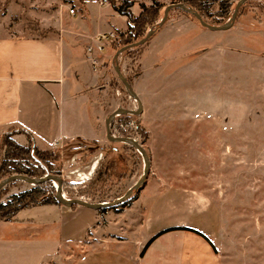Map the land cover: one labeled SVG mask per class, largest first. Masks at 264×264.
I'll use <instances>...</instances> for the list:
<instances>
[{
    "label": "rangeland",
    "instance_id": "obj_1",
    "mask_svg": "<svg viewBox=\"0 0 264 264\" xmlns=\"http://www.w3.org/2000/svg\"><path fill=\"white\" fill-rule=\"evenodd\" d=\"M36 1L0 3L10 32L47 33L38 28L48 26L49 18ZM130 1L133 16L141 5L162 3L161 18L166 6L181 3ZM238 1L231 0L227 8L211 5L207 23H226ZM159 21L143 45L118 57L122 75L141 102V113L125 121L114 118L110 125L111 133L120 136V124L150 159L141 198L142 235L184 225L209 238L219 264H264V1L242 4L223 31H210L178 9L169 11L158 27ZM86 71L90 75L88 66ZM109 73L111 89L119 93L116 109L137 110L112 68ZM15 134L20 133L1 135L0 149L3 136L16 142ZM21 146L35 148L29 140ZM98 148L82 151L73 161V152L59 149L65 198L90 203L94 183L100 187L94 198L112 202L141 178L143 160L136 151L108 140ZM99 176L109 181L91 182ZM54 185L48 190H55ZM6 187L0 203L31 186L18 181ZM80 195L84 197H76ZM16 218L25 225L0 230V264H44L50 257L54 223L71 221L69 235L77 239L82 222L74 220L72 212L60 215L42 206L22 210ZM71 254V261L79 264L78 248L72 246Z\"/></svg>",
    "mask_w": 264,
    "mask_h": 264
},
{
    "label": "crops",
    "instance_id": "obj_2",
    "mask_svg": "<svg viewBox=\"0 0 264 264\" xmlns=\"http://www.w3.org/2000/svg\"><path fill=\"white\" fill-rule=\"evenodd\" d=\"M36 2L49 18L48 26H38L47 29L43 36L10 32L5 24L7 15H0V136L19 132L13 136L18 144L29 140L39 150H63L75 142L101 145L107 141L105 120L116 109L119 94L109 82L115 53L108 45L101 54H92L99 63L95 70L89 65L86 47L98 33L112 32L116 37L129 22L105 0ZM77 156H71V160ZM143 190H139L135 201L119 210L42 206L60 215L72 212L74 220H82L77 239L69 235L71 221L54 223L50 257L44 264H75L71 261L72 246L78 248L79 264H219L207 242L181 230L156 237L141 254L148 240L160 231L187 227L169 226L151 236L142 235ZM23 225V220L17 218L0 221V230ZM1 240L0 233V247Z\"/></svg>",
    "mask_w": 264,
    "mask_h": 264
},
{
    "label": "trees",
    "instance_id": "obj_3",
    "mask_svg": "<svg viewBox=\"0 0 264 264\" xmlns=\"http://www.w3.org/2000/svg\"><path fill=\"white\" fill-rule=\"evenodd\" d=\"M108 1L109 5L111 6L112 10L116 12L117 14L124 16L128 20L127 28L124 32L118 33L116 38L110 43V45L114 42V50L115 52L120 49L121 47H124L126 45L135 43L143 38L145 33H147L154 25L157 24V22L161 18V10L163 8V4L155 1L148 7L141 5L140 12L137 16H133L130 8L132 6V2L130 0H105ZM181 3L185 5L186 7L190 8L194 12H196L204 22L207 23V12L209 11L211 5L218 4L221 7L227 8V6L231 5V0H181ZM178 10H181L183 13L189 15L193 19L197 21V19L187 13L186 11L176 8ZM198 22V21H197ZM216 20L211 21L210 25L216 24ZM199 23V22H198ZM209 24V23H207ZM200 25V24H199ZM201 26V25H200ZM137 49V47L127 49L125 52H131L133 50ZM114 52V53H115ZM117 76V75H116ZM118 78V77H117ZM119 80V79H118ZM120 81V80H119ZM121 83V82H120ZM122 84V83H121ZM124 87V86H123ZM120 118V121L128 120L130 117H132L131 114H125L121 116H117L115 118ZM111 125V124H110ZM120 124L118 125L117 132L121 137H129L130 134L122 132L119 128ZM112 127V125H111ZM139 143V142H138ZM124 145L125 147H128L130 149H135L127 144L119 143ZM140 144V143H139ZM2 149L0 153V181L6 177H9L11 175H25L30 178H39L43 177L45 175H49L51 173L57 175L60 178V150L59 149H50V150H39L36 147H23L16 142H14L9 136L4 135L2 139ZM142 146V144H140ZM86 147V150H85ZM99 147L96 143H85V142H75L73 144H70L66 146L69 151L73 152V155H80L82 151H88L89 153L93 152V150H96ZM63 150H66V149ZM99 149V148H98ZM112 174H110L108 177H111ZM101 177H97V179H94L93 182L99 183L109 181L108 178L101 181ZM18 181L12 182L9 185L16 184ZM51 182L42 183L39 185L31 186L30 189L22 191L18 194L11 195L8 200L4 203H0V221H13L15 220L17 214L21 212L22 210L34 208L38 206H47V205H60V203L57 200L56 197V191L51 188L48 190V185H50ZM7 185V186H9ZM56 187V185H54ZM64 183L61 185L62 194L64 193ZM96 186L94 183L91 187L90 196H92L90 203H102L107 202V200L103 198H94L96 192H99L100 187H94ZM6 186L0 190V196L6 192ZM98 188V189H97ZM139 190H136L133 192V194L125 200L123 203L111 207V208H103L99 211L104 212L107 209L111 210H119L120 208L127 207L130 205L133 201H135L138 197ZM69 192V191H65ZM76 196V197H81ZM97 196V195H96ZM84 197V196H83ZM70 199L72 197H69ZM80 199V198H78ZM109 202V201H108ZM72 208L77 207V205L71 206ZM174 230H181V231H187L194 233L201 237L205 242L209 244V246L212 248V250L215 252V248L211 241L201 232L189 228V227H172L165 229L163 231H160L153 237H151L148 242L145 244L141 254L144 252V250L149 246V244L158 236Z\"/></svg>",
    "mask_w": 264,
    "mask_h": 264
},
{
    "label": "water",
    "instance_id": "obj_4",
    "mask_svg": "<svg viewBox=\"0 0 264 264\" xmlns=\"http://www.w3.org/2000/svg\"><path fill=\"white\" fill-rule=\"evenodd\" d=\"M247 1H250V0H239L235 5L234 11H233L230 19L226 23H224L223 25H220V26L207 24L206 22H204L202 20V18L196 12H194L190 8L186 7L182 3L170 4L164 8L163 16H162V18L159 21L157 26L159 27L165 22L169 11H171L172 9L179 8V9L186 11L190 15L194 16L202 27H204L210 31H223V30L228 29L231 26L232 21L235 19V16L237 14L239 7ZM260 1H264V0H260ZM153 33H154V30L150 29L147 32V34L145 35V37H143L139 41L132 43V44H129V45H126L124 47H121L120 49H118L115 52V54L113 56V70H114L115 74L117 75L118 79L120 80V82L122 83V85L124 86V89H125L127 95L137 103V110L133 111V110H129V109L119 108V109L114 110L112 113H110L105 120V130H106L107 140L110 142L127 144V145L133 147L135 149V151L142 157L143 173H142L141 178L133 186H131L122 196L116 198L112 202H102V203H88L82 199H67V198H65L64 195L62 194V189H61L62 180H61V178H59L56 175H45V176L39 177V178H30V177H27L25 175H11V176L6 177L0 181V190L2 188H4L6 185H8L12 182H15V181L24 182L30 186L39 185V184L46 183V182L56 183V188H55L56 197H57V200L60 203V205H63L65 207H71L73 205H77V206H82V207L96 211V210H100L103 208H111V207H114V206H117V205L123 203L125 200L130 198V196L133 194L134 191L141 189L143 187V184L145 183V180L147 178L149 168H150V159L147 156L146 151L133 138L114 136L111 133L110 124L113 121V119L117 116L125 115V114L138 115L139 113H141V110H142L141 109V102H140L138 96L136 95V93L133 91L129 82L122 75L120 68H119V65H118V57L121 53H123L127 49L143 45L151 37V35Z\"/></svg>",
    "mask_w": 264,
    "mask_h": 264
},
{
    "label": "built area",
    "instance_id": "obj_5",
    "mask_svg": "<svg viewBox=\"0 0 264 264\" xmlns=\"http://www.w3.org/2000/svg\"><path fill=\"white\" fill-rule=\"evenodd\" d=\"M69 14L74 15V10L69 9ZM115 35L112 32L98 33L91 39V44L86 47V53L89 55L88 62L89 65L96 69L99 66L97 59L91 57L92 54L98 53L101 54L104 52L106 47L114 40ZM55 146L56 143H53Z\"/></svg>",
    "mask_w": 264,
    "mask_h": 264
}]
</instances>
